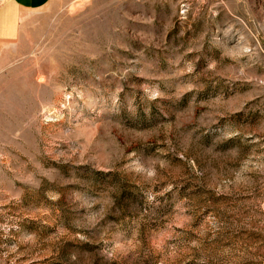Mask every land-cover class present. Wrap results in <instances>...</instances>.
<instances>
[{
	"label": "rangeland",
	"instance_id": "374dc122",
	"mask_svg": "<svg viewBox=\"0 0 264 264\" xmlns=\"http://www.w3.org/2000/svg\"><path fill=\"white\" fill-rule=\"evenodd\" d=\"M0 47V264H264V0H58Z\"/></svg>",
	"mask_w": 264,
	"mask_h": 264
},
{
	"label": "crops",
	"instance_id": "0c3cea01",
	"mask_svg": "<svg viewBox=\"0 0 264 264\" xmlns=\"http://www.w3.org/2000/svg\"><path fill=\"white\" fill-rule=\"evenodd\" d=\"M58 0H7L0 3V47L20 37L23 20L52 7Z\"/></svg>",
	"mask_w": 264,
	"mask_h": 264
},
{
	"label": "built area",
	"instance_id": "2783aa9c",
	"mask_svg": "<svg viewBox=\"0 0 264 264\" xmlns=\"http://www.w3.org/2000/svg\"><path fill=\"white\" fill-rule=\"evenodd\" d=\"M7 0H0V3H2V2H6Z\"/></svg>",
	"mask_w": 264,
	"mask_h": 264
}]
</instances>
